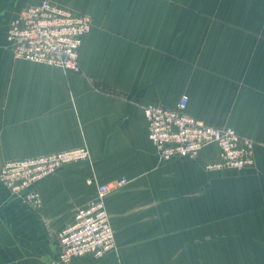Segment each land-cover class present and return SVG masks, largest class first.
Masks as SVG:
<instances>
[{"label":"crops","instance_id":"0c3cea01","mask_svg":"<svg viewBox=\"0 0 264 264\" xmlns=\"http://www.w3.org/2000/svg\"><path fill=\"white\" fill-rule=\"evenodd\" d=\"M91 19L79 71L17 59L11 17L40 0H0V165L86 145L30 207L0 183V264H58L57 232L106 197L115 250L71 264H264V0H51ZM255 143L244 169H214L211 143L159 161L143 107H172Z\"/></svg>","mask_w":264,"mask_h":264},{"label":"built area","instance_id":"2783aa9c","mask_svg":"<svg viewBox=\"0 0 264 264\" xmlns=\"http://www.w3.org/2000/svg\"><path fill=\"white\" fill-rule=\"evenodd\" d=\"M91 30L85 13L40 0L20 9L10 19L6 40L17 59L41 63L65 72L79 71V52L83 37ZM189 96L184 93L172 107L146 104L147 137L156 149L159 161L194 158L206 145L214 143L218 158L206 165L214 169H244L254 162V141L228 125L205 123L187 112ZM86 145L69 150L7 159L0 165V183L30 207L40 205L36 185L60 167L88 161ZM126 177L95 182L94 197L76 210L73 220L57 232L58 264H71L84 256L103 257L115 250V234L109 220L106 197L123 186Z\"/></svg>","mask_w":264,"mask_h":264}]
</instances>
